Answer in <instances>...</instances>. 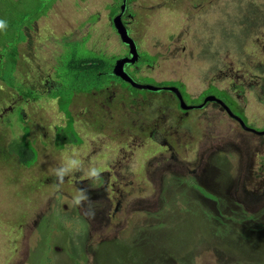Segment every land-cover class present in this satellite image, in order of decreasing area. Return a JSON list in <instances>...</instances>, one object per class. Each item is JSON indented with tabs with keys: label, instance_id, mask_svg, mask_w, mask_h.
<instances>
[{
	"label": "rangeland",
	"instance_id": "374dc122",
	"mask_svg": "<svg viewBox=\"0 0 264 264\" xmlns=\"http://www.w3.org/2000/svg\"><path fill=\"white\" fill-rule=\"evenodd\" d=\"M19 2L24 16V5L37 14L51 8L32 28L11 11L0 32V264H264V203L250 208L232 185L237 161L247 160L243 149L252 144L239 145L240 138L250 136L213 105L191 111L189 132L175 135L168 110L166 131L151 123L139 135L136 121L104 115L92 94L75 97L62 114L56 88L70 97L82 87L94 92L98 81L68 75L69 61L101 59L107 66L127 54L111 24L119 1ZM131 7L146 75L132 68V78L179 86L188 106L218 95L209 84H236L244 89L234 94L249 123L262 127L256 70L264 67V0H139ZM63 136L78 145H65ZM22 146L37 153L30 168L18 163L32 161L22 159ZM74 154L85 168H101L102 178L75 172L57 191L52 170ZM78 188L88 190L94 217L73 206Z\"/></svg>",
	"mask_w": 264,
	"mask_h": 264
},
{
	"label": "flooded vegetation",
	"instance_id": "af4514ba",
	"mask_svg": "<svg viewBox=\"0 0 264 264\" xmlns=\"http://www.w3.org/2000/svg\"><path fill=\"white\" fill-rule=\"evenodd\" d=\"M113 1V6L117 5L116 1ZM119 4H121L122 0H118ZM127 2V10L125 11L124 15L122 16V21L128 31L129 36L134 40L137 51L140 55V60L129 66H125V71L130 75V71L133 68L134 71H136L135 74H141L140 70V62L142 60L141 56V51H139V46L135 38L131 34L130 28L133 30V21L135 17L131 12H135L132 9L133 4H138L139 0H126ZM168 4V2L164 3ZM183 9L186 8L184 5L182 7ZM119 13V7L116 15ZM112 24V22H111ZM113 27V25H112ZM126 47V46H125ZM127 52L128 48L126 47ZM150 54V53H149ZM127 55V54H126ZM125 55V56H126ZM152 56H156L155 54H150ZM124 57V56H123ZM121 58V57H120ZM157 58V57H156ZM157 62V59L155 60V63ZM115 63V62H114ZM143 66V65H141ZM113 67V66H112ZM150 68V67H148ZM112 70V69H111ZM110 70V72H111ZM132 72V71H131ZM257 74L256 77L259 80H262V83L259 87L260 90V95L264 97V67H258L256 70ZM109 74V73H108ZM111 76V75H110ZM142 77L146 78V75H139ZM133 79L140 83L136 79V77H133ZM173 82V81H171ZM143 84V83H141ZM180 84V86H183L182 83H177ZM152 85V84H150ZM236 84H231L229 87L223 89L219 88L216 85L209 84L206 88L208 87H213L215 88L216 94L218 95H207L204 99H210L209 97H215L216 99L221 100L225 106H227L233 114L241 118L244 122V124L249 127L253 128L256 132L254 131H248L244 129L234 118L229 116L223 106H221L215 99L212 100H207L204 102L202 101L201 104L202 107L200 109H192V110H182L180 108V101L178 98L175 96L174 93L172 92H167V91H158V92H150L146 90H138V89H133L130 87L129 84L123 82L121 79L112 76V78H109L108 80H103L102 84L100 87L96 88L94 92H87V93H82V94H76L73 99H72V104L74 101V98L76 96H85L87 95H93L95 97L94 99L97 101V103H100L102 106V110L104 115H111V114H116V115H121L124 117L125 120L130 119V124L132 125L134 121L137 122L136 128L138 129L137 134L140 135V132L142 131V125L146 126L148 129L151 126V123H153V127L158 128L160 131H166L163 130V123L165 122L166 119H170V123L174 125H170V128H175L173 135L178 134V132H189L188 129L184 127V123L186 121V118H188V115L190 114L191 111H198V110H203L207 108L209 105H213L217 108L218 112L224 115L227 119H229L231 122H233L236 125L237 130L244 131L248 134L249 137H244L242 136L243 134H240L238 138H240L239 145H244L246 143H252L249 145V148L243 149L244 156H248L247 160H241V158L237 161L236 168H235V173L232 178V185H233V190L236 195V198L242 199L244 204H249L250 208H254L256 205L259 203H264V124L262 127H256L255 125L253 126V123H249V119L246 117L245 112L243 109L240 107L237 96L234 94L235 92L242 93L244 91L242 85L239 84V87L235 86ZM155 86V85H154ZM160 85L156 86L159 87ZM251 86V85H249ZM183 98L184 101V95L182 91L180 90L181 87L177 86L176 87ZM205 88V89H206ZM251 87H249L250 89ZM126 89V90H125ZM134 90L136 91L135 95H129L127 92L128 90ZM110 92H112V95H108ZM164 93L168 97L166 99H159L155 102V105L153 104V100L150 99H156L158 94ZM256 92H254L255 94ZM258 95V94H257ZM105 98V99H104ZM185 102V101H184ZM77 103L79 101L77 100ZM71 104V105H72ZM259 104H263L261 99L259 101ZM59 104H57L58 106ZM70 105V106H71ZM196 106V105H193ZM198 106V105H197ZM130 109V110H125V109ZM59 109V107H58ZM70 109V107H69ZM139 109V110H138ZM151 109H154L150 111ZM162 110V111H161ZM168 110L169 114L166 115L167 118L165 120H162V115L165 113L164 111ZM62 114H64L62 111H60ZM143 116L144 119L147 122H143ZM174 117V118H169ZM65 117V115H64ZM66 118V117H65ZM72 119V117H70ZM142 120V121H141ZM185 130L181 131L180 130ZM235 129V128H234ZM134 135V134H133ZM252 135V136H251ZM151 136V133H150ZM149 137V136H148ZM253 137V139H252ZM179 138V137H178ZM65 145H71L72 143L66 142L64 143ZM228 146L233 149H238L237 145L235 143H228ZM250 152H252L250 156ZM253 156V157H252ZM240 161V162H239ZM255 169V170H254ZM254 171L258 175V180L255 181L253 177ZM239 200V199H237ZM241 201V200H239ZM241 201V202H242ZM119 205V204H118Z\"/></svg>",
	"mask_w": 264,
	"mask_h": 264
},
{
	"label": "trees",
	"instance_id": "16d2710c",
	"mask_svg": "<svg viewBox=\"0 0 264 264\" xmlns=\"http://www.w3.org/2000/svg\"><path fill=\"white\" fill-rule=\"evenodd\" d=\"M49 6H52V5H49ZM22 7H23V3L21 2V4H20L19 0H0V19L6 20V17H8V16H6V14L10 15L11 11H15L17 13H20V17H18L17 19H21V21H22V19H30V22L28 23V25H26V24L22 25L21 24V28H22V30H24L25 25L32 28V24L36 20H38L40 17L45 16L51 8V7H49L47 9V7H45L44 12L37 14L36 10H34V9L31 10L30 8H28L29 4L24 5V9L26 12V16H24L23 13L19 12V9H21ZM31 11H33V13H31ZM27 14H28V16H27ZM29 14H31V15H29ZM13 23L15 24V22H13ZM0 32H3V31H0ZM18 44H19V42L16 44V46H14V50H13L12 60L15 62V64L17 63V60H15V59L18 58V51H19L18 47H17ZM100 66H101V68L99 69ZM112 66H113V64H107V66H106V63L101 59H98V60H95V59L94 60L78 59L76 61H69L68 66H67V70L66 69H64V70L66 71V73L68 75L73 74V76L75 78L80 77L82 79V81L86 80L87 77L92 75V74L96 75L95 79H97L98 81H97V83L93 84L96 86L92 87V89L95 90L96 88L101 86V84H102L101 80L103 77L112 78V76H110V74H108L110 72V70L112 69ZM101 71H105V72H101ZM86 83H87V81H86ZM89 89H90V87L89 88L82 87L79 90L74 89L72 91V96L68 97V95H66L64 92V88H61L59 90L56 88L54 90L56 92L52 95H53V98L56 100V104H59L58 105L59 110L63 112V108L68 109L70 107V105L72 104V99L76 94L87 93V92H89ZM51 93L52 92H50L49 94H51ZM19 94H22V93H19ZM24 94H25L26 98L29 97L26 94V92ZM64 138H65V140H64ZM62 139L66 142L75 143L78 145V143L75 140L67 139L64 136L62 137ZM33 144H35V143H33ZM58 145H60V144H58ZM15 148L18 149L17 146H15ZM20 155H21L22 159L29 156L31 158L30 160H32V161H30V163L26 164L25 162L20 160V161H18L19 164L24 165L26 168H30L31 166H33V164H35L36 159H37V153L32 147L29 146L28 149L24 148L23 150H21Z\"/></svg>",
	"mask_w": 264,
	"mask_h": 264
},
{
	"label": "water",
	"instance_id": "95a60500",
	"mask_svg": "<svg viewBox=\"0 0 264 264\" xmlns=\"http://www.w3.org/2000/svg\"><path fill=\"white\" fill-rule=\"evenodd\" d=\"M126 10H127V2H126V0H122L120 7H119V13L116 16H114L111 19V21H112L113 28H114L116 34L118 35L121 43L128 48V52H127L126 56L118 58L115 61L114 65L112 67V70H111V72H109V74L111 76H115V77L121 79L123 82L129 84L130 87L133 89L146 90V91H150V92H158V91L172 92L175 94V96L180 101V108L182 110L200 109L202 107V105H198V106L197 105L196 106L186 105L185 102L183 101V98L181 96L180 91L176 87H156L154 85L141 84V83L136 82L125 71V66L133 65L140 60V55L137 51L136 44H135L134 40L129 36L128 31H127V29H126V27L122 21V16L124 15ZM209 98L210 99H207V98L204 99V102H206L207 100L215 99L221 106H223V108L225 109L227 114L229 116H231L232 118H234L244 129L256 132L253 128L247 127L244 124L243 120L241 118H239L238 116H236L235 114H233L231 112V110L227 106H225L221 100L216 99L215 97H209Z\"/></svg>",
	"mask_w": 264,
	"mask_h": 264
},
{
	"label": "clouds",
	"instance_id": "9594fccd",
	"mask_svg": "<svg viewBox=\"0 0 264 264\" xmlns=\"http://www.w3.org/2000/svg\"><path fill=\"white\" fill-rule=\"evenodd\" d=\"M7 21L0 19V31L7 29ZM75 154L70 157H66L62 162L61 166L54 168L53 174L56 177L55 188L59 191L60 186L65 182V177L75 172H83L84 177L92 180L93 182L99 181L102 178V169L95 166L89 165L87 168L84 167L83 161L74 158ZM73 206L83 207L84 214L89 217H94V210L91 208L92 200L88 194V190L85 188L76 189L75 195L72 198Z\"/></svg>",
	"mask_w": 264,
	"mask_h": 264
}]
</instances>
